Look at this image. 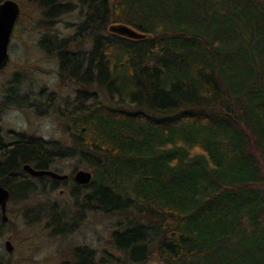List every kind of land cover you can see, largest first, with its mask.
I'll use <instances>...</instances> for the list:
<instances>
[{"label": "trees", "instance_id": "obj_1", "mask_svg": "<svg viewBox=\"0 0 264 264\" xmlns=\"http://www.w3.org/2000/svg\"><path fill=\"white\" fill-rule=\"evenodd\" d=\"M29 2L44 25L71 4ZM79 10L76 32L89 50L71 49L68 38L41 43L60 76L83 90L64 115L73 144L21 133L7 143L0 128V185L10 202L71 182L78 224L88 213L133 212L112 236L132 264L152 250L165 264H264V0H79ZM117 25L145 37L112 33ZM26 82L16 72L4 85L0 120L31 109ZM76 158L93 175L88 185L75 181L79 170L65 181L24 170L60 173L58 163ZM46 210L54 234L73 231L66 209ZM5 227L0 211L2 236ZM74 258L112 264L88 247Z\"/></svg>", "mask_w": 264, "mask_h": 264}, {"label": "rangeland", "instance_id": "obj_2", "mask_svg": "<svg viewBox=\"0 0 264 264\" xmlns=\"http://www.w3.org/2000/svg\"><path fill=\"white\" fill-rule=\"evenodd\" d=\"M13 1L20 7V17L12 35L9 64L0 72V96L12 75L21 72L27 80L24 91L30 95L31 109L13 108L3 113L0 120L2 136L7 143L14 141V134L21 133L29 139L56 140L66 147L72 146L73 142L66 132L64 115L78 109L77 93L83 90L78 84L60 76L57 59L53 53L42 49L41 43L48 37L68 38V44L74 41L70 45L71 49L84 53L91 48L90 42L81 40L82 36L76 32V26L82 22L79 0H65L71 3L69 13L57 14L45 25L42 23L44 17L41 10L29 0ZM47 42L50 43L48 39L45 44ZM88 91L93 92L92 89ZM56 169L60 174L68 176L74 170L90 171L79 158L58 163ZM71 186L70 182L60 185L53 193H35L24 202H9V220L3 229L5 233L0 235V257L14 264H74V251L88 247L95 250L98 262L109 254L112 264H132L114 248L112 236L116 230L122 229L118 224L126 223L133 212L118 216L88 213L83 217V222L78 224L72 213L75 212L73 204L69 200ZM48 206H55L58 211L67 210V228L72 227L71 233H53L51 218L46 216ZM40 207H43L40 209V220L35 221L33 215ZM8 240L14 246L12 253L5 247ZM141 264L165 263L157 250H152Z\"/></svg>", "mask_w": 264, "mask_h": 264}, {"label": "water", "instance_id": "obj_3", "mask_svg": "<svg viewBox=\"0 0 264 264\" xmlns=\"http://www.w3.org/2000/svg\"><path fill=\"white\" fill-rule=\"evenodd\" d=\"M19 17L20 7L17 2L13 0H5L0 2V72L9 64L10 44ZM110 31L112 33L121 34L132 39H141L145 37L143 34L126 25L112 26ZM24 170L32 177L49 176L50 178L58 181L68 180L69 178L68 175H62L52 170H37L28 164L24 166ZM92 178V173L86 170H79L74 176L75 181L80 185H88L92 181ZM9 201V191L0 185V209L4 223H7L9 220L7 216V206ZM5 247L9 253L14 251V246L9 240L5 242ZM0 264L7 263H5L0 258Z\"/></svg>", "mask_w": 264, "mask_h": 264}]
</instances>
